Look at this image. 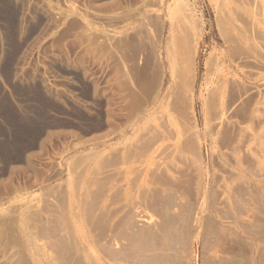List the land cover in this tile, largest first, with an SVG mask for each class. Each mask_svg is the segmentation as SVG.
Returning a JSON list of instances; mask_svg holds the SVG:
<instances>
[{"label":"rangeland","instance_id":"obj_1","mask_svg":"<svg viewBox=\"0 0 264 264\" xmlns=\"http://www.w3.org/2000/svg\"><path fill=\"white\" fill-rule=\"evenodd\" d=\"M0 264H264V0H0Z\"/></svg>","mask_w":264,"mask_h":264},{"label":"bare ground","instance_id":"obj_2","mask_svg":"<svg viewBox=\"0 0 264 264\" xmlns=\"http://www.w3.org/2000/svg\"><path fill=\"white\" fill-rule=\"evenodd\" d=\"M188 54V53H187Z\"/></svg>","mask_w":264,"mask_h":264}]
</instances>
